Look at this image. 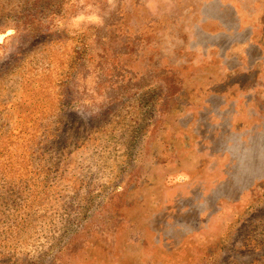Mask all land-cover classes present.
<instances>
[{
    "label": "rangeland",
    "instance_id": "obj_1",
    "mask_svg": "<svg viewBox=\"0 0 264 264\" xmlns=\"http://www.w3.org/2000/svg\"><path fill=\"white\" fill-rule=\"evenodd\" d=\"M0 264H264V0H0Z\"/></svg>",
    "mask_w": 264,
    "mask_h": 264
},
{
    "label": "clouds",
    "instance_id": "obj_2",
    "mask_svg": "<svg viewBox=\"0 0 264 264\" xmlns=\"http://www.w3.org/2000/svg\"><path fill=\"white\" fill-rule=\"evenodd\" d=\"M111 7H115V0H108ZM149 8L152 10V0H149ZM104 16L101 15L98 9H94L93 5L88 4L83 7L74 16L69 18L67 25L62 21L60 27L63 28L67 26L70 33L76 34L86 31L90 26L102 27L104 25Z\"/></svg>",
    "mask_w": 264,
    "mask_h": 264
}]
</instances>
